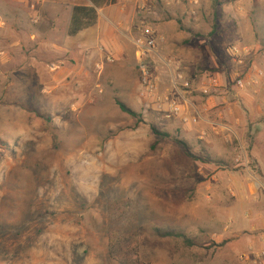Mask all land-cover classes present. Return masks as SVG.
I'll use <instances>...</instances> for the list:
<instances>
[{
    "label": "rangeland",
    "instance_id": "rangeland-1",
    "mask_svg": "<svg viewBox=\"0 0 264 264\" xmlns=\"http://www.w3.org/2000/svg\"><path fill=\"white\" fill-rule=\"evenodd\" d=\"M237 1L200 0L191 12L186 0L178 6L158 0L150 15L175 20L185 36L179 42L188 51L185 62L167 41L159 53L182 61L193 90L177 93L167 70L153 61L144 66L161 93L179 101L188 116H200L197 124L164 119L143 96L133 41L131 58L108 63L106 57L79 78L67 58L69 68L55 81L59 57L13 50L0 40V264H239L246 232H232L231 213L221 211L237 202H216L202 191L208 160L198 139L207 123L204 106L219 95L231 99L235 70L244 71L232 62L231 48L250 50L245 66L264 72V0ZM3 30L10 36L12 26L0 24ZM210 78L219 88L200 95ZM247 92L253 100L238 111L250 117L253 144L264 129V78ZM117 101L136 117L121 112ZM175 140L185 141L197 159ZM231 170L243 175L241 168ZM155 229L181 233L192 244L159 238Z\"/></svg>",
    "mask_w": 264,
    "mask_h": 264
},
{
    "label": "crops",
    "instance_id": "crops-1",
    "mask_svg": "<svg viewBox=\"0 0 264 264\" xmlns=\"http://www.w3.org/2000/svg\"><path fill=\"white\" fill-rule=\"evenodd\" d=\"M186 1L194 12V5L200 0H196L198 4H193L195 0ZM181 2L176 0L169 6H178ZM158 3V0H0V24L12 26L10 36H5L4 30L0 32V40L8 41L13 50L59 57L62 61L52 69L59 70L55 81L63 70L69 68L64 65L67 58L74 62L71 72H75L78 78L91 72L92 65L106 57L131 58L130 47L139 25L152 28L157 38L167 41V49L178 53L185 62L188 51L185 46H179L185 36L178 32L176 21L161 20L158 14L152 20L150 18ZM74 7L94 8L97 20L92 27L69 36ZM177 62L182 63L179 58ZM106 71H111V67L107 66ZM231 91L232 100L219 95V98L210 99L203 109L206 113L204 123L209 126L207 123L202 125L198 136L208 160L202 166L207 175L202 191H208L210 196L207 198L216 202H237L236 207L226 204L221 211L231 213L228 223L232 232L236 235L246 232L242 250H264V144L259 145V141L264 140V129L255 136L258 143L252 144L255 129L253 131L252 124H249V115H239L238 109L248 107L253 99L247 90L238 91L232 87ZM250 165L256 168V173L250 171ZM236 168H241L243 175L231 170ZM221 211L219 207L214 210L219 217L217 224ZM228 228L227 225L225 230Z\"/></svg>",
    "mask_w": 264,
    "mask_h": 264
},
{
    "label": "built area",
    "instance_id": "built-area-1",
    "mask_svg": "<svg viewBox=\"0 0 264 264\" xmlns=\"http://www.w3.org/2000/svg\"><path fill=\"white\" fill-rule=\"evenodd\" d=\"M167 5L176 3V0H160ZM193 4H198V1H193ZM165 40L156 37L155 32L150 27H143L141 29V35L133 40L135 47L136 59L141 64V87L143 89V96L146 98H152L157 107L159 113L162 114L164 119L180 118L184 123L197 124L200 116L190 117L187 114L186 108L177 100L173 99L167 93H161L159 91V84L152 80L151 73L144 66L147 61H153L156 65L161 66L164 70H167L168 77L172 88L179 93L180 90L188 92L193 90V82L185 78L184 74L180 71V65L174 57L171 59H163L160 57L159 50L164 44ZM231 60L237 68H244V71L240 72L235 70L233 88L238 91H246L257 87L262 78H264V72L260 69L252 70L245 66V61L250 53L248 49H241L238 46H233L230 50ZM108 63H112L113 60L107 57ZM102 66L98 65L97 69H101ZM219 88V81L217 78H210L207 83H202L198 92L202 96H210L211 93ZM239 264H264V250L249 249L242 254L239 258Z\"/></svg>",
    "mask_w": 264,
    "mask_h": 264
},
{
    "label": "trees",
    "instance_id": "trees-1",
    "mask_svg": "<svg viewBox=\"0 0 264 264\" xmlns=\"http://www.w3.org/2000/svg\"><path fill=\"white\" fill-rule=\"evenodd\" d=\"M216 7L214 9L216 10ZM97 20V13L94 8L90 7H74L72 11V17H71V22L68 30V35L69 36H75L77 35L80 31L87 29L89 27H92L95 25ZM117 106L119 107L120 111L128 114L130 116L136 117V113L133 112L131 109H129L125 104L122 102L117 101L116 102ZM152 132L155 136L167 139L170 138V135L168 133H162L158 131L155 128H152ZM175 142L181 146V148L184 150L185 154L189 158L197 159L191 152V149L189 145L182 140H175ZM4 144V142H1ZM4 158V153L0 151V162ZM155 233L159 238L166 239V238H179L183 239L185 242H187L186 238L184 235L181 233H177L176 231L173 230H160V229H155ZM191 243L192 242H187ZM132 264H140L137 259H134V262Z\"/></svg>",
    "mask_w": 264,
    "mask_h": 264
}]
</instances>
